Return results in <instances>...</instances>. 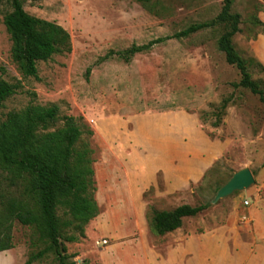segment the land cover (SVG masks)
I'll list each match as a JSON object with an SVG mask.
<instances>
[{"label": "rangeland", "instance_id": "374dc122", "mask_svg": "<svg viewBox=\"0 0 264 264\" xmlns=\"http://www.w3.org/2000/svg\"><path fill=\"white\" fill-rule=\"evenodd\" d=\"M223 1L24 0L25 12L71 39V52L38 62L33 78L12 61L3 24L11 7L0 0V77L18 85L0 122L28 105H56L55 128L72 116L82 130L77 147L89 150L99 213L78 242L64 243L68 264H264V105L232 86L240 74L217 48L224 25L170 38L213 20ZM231 12L241 29L232 45L264 91V60L254 49L264 41V0H232ZM158 39L129 61L112 55ZM244 167L254 183L210 203ZM206 204L171 233L151 231L154 212ZM12 235L0 264H23L43 248L32 245L29 227L15 222ZM33 264L58 262L48 254Z\"/></svg>", "mask_w": 264, "mask_h": 264}, {"label": "trees", "instance_id": "16d2710c", "mask_svg": "<svg viewBox=\"0 0 264 264\" xmlns=\"http://www.w3.org/2000/svg\"><path fill=\"white\" fill-rule=\"evenodd\" d=\"M9 2L11 11L4 15L3 24L11 41L12 61L24 77L37 78L38 62L71 52L70 34L54 22L25 12L24 0ZM231 6L232 0H224L213 20L190 25L170 38H185L215 25H224L217 48L227 64L235 66L240 74L239 81L232 86L249 90L264 105V91L252 80L247 62L232 45L233 36L241 29L240 15L232 13ZM163 40L132 45L112 55L129 61ZM17 90V84L0 77V107ZM58 112L56 105H28L20 111L8 112L0 122V252L14 248L15 222L33 230V246H43L23 264H33L48 254H53L58 264H68L64 243L78 242V237L84 235V226L99 213L93 197L89 150L85 146L77 147L82 130L72 116L63 117L62 126L55 128ZM206 208L207 204L180 205L170 211L154 212L151 231L156 235L171 233L181 228L183 219L195 217Z\"/></svg>", "mask_w": 264, "mask_h": 264}, {"label": "water", "instance_id": "95a60500", "mask_svg": "<svg viewBox=\"0 0 264 264\" xmlns=\"http://www.w3.org/2000/svg\"><path fill=\"white\" fill-rule=\"evenodd\" d=\"M254 183L253 175L249 168L244 167L236 172L217 189L210 203H216L225 199L233 193L244 191Z\"/></svg>", "mask_w": 264, "mask_h": 264}, {"label": "crops", "instance_id": "0c3cea01", "mask_svg": "<svg viewBox=\"0 0 264 264\" xmlns=\"http://www.w3.org/2000/svg\"><path fill=\"white\" fill-rule=\"evenodd\" d=\"M262 44H264V41H262V40L259 41V42H257V46H255L254 49H255V51H257L259 58H260L261 60H264V55H263V53L261 52V49H260V47H259V45L262 46ZM223 150H224L223 147H221L220 150H217V152H214V150H212V151L209 153V154H210V158L213 160V159H216V158L221 157L222 154H223Z\"/></svg>", "mask_w": 264, "mask_h": 264}, {"label": "built area", "instance_id": "2783aa9c", "mask_svg": "<svg viewBox=\"0 0 264 264\" xmlns=\"http://www.w3.org/2000/svg\"><path fill=\"white\" fill-rule=\"evenodd\" d=\"M245 205L248 206V202L245 201ZM101 243L105 244V241H101Z\"/></svg>", "mask_w": 264, "mask_h": 264}]
</instances>
